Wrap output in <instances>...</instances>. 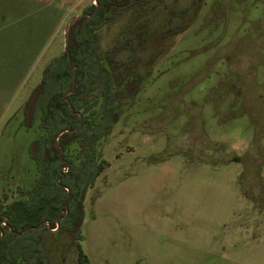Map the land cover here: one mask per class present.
<instances>
[{
	"label": "rangeland",
	"instance_id": "1",
	"mask_svg": "<svg viewBox=\"0 0 264 264\" xmlns=\"http://www.w3.org/2000/svg\"><path fill=\"white\" fill-rule=\"evenodd\" d=\"M65 1L67 15L95 4ZM147 1L98 30L106 50L145 24V77L98 147L108 166L86 190L82 239L47 229L44 249L60 264H77L78 243L88 264H264V0ZM63 48L59 33L0 118V203L35 185L30 147L43 130L39 114L24 125L22 104ZM43 193L22 199L32 220Z\"/></svg>",
	"mask_w": 264,
	"mask_h": 264
},
{
	"label": "trees",
	"instance_id": "2",
	"mask_svg": "<svg viewBox=\"0 0 264 264\" xmlns=\"http://www.w3.org/2000/svg\"><path fill=\"white\" fill-rule=\"evenodd\" d=\"M158 1L152 5L155 7ZM98 2L99 9L93 17H81L72 24L68 51L46 64L40 82L25 103L24 125L32 126L39 114L38 126L43 130L30 147V156L36 162L39 174L31 190H21L22 197L18 201L0 203V232H3L0 236V264H60L44 249L46 224L40 229L26 231L24 235L18 234L30 225L47 221L50 228L58 224V232L65 231L77 240L82 239L79 226L84 217L86 190L108 166L98 147L111 132L122 108L132 103L142 86L145 76L137 71V53L148 39L146 25L137 23L130 27L106 50L100 48L98 30L114 20L119 11L133 10L137 5L144 8L148 1ZM95 6L91 4L85 12H93ZM186 11L187 8H183L173 14L183 16ZM186 27L182 24L172 28L167 26L164 32L179 33ZM123 54H127L126 57H122ZM74 66L77 68L72 69ZM75 72V89L69 93ZM37 89L40 93L31 124L27 125V111ZM61 130L64 132L58 136L59 146H56L57 134ZM72 145L77 148L74 156L68 153ZM60 148H63L62 153ZM42 191L46 193L43 196L47 195L44 199L45 215L32 220L28 217L32 209L27 208L22 199L37 196ZM3 219H6L5 225L1 223ZM77 247V264H88L79 243Z\"/></svg>",
	"mask_w": 264,
	"mask_h": 264
},
{
	"label": "crops",
	"instance_id": "3",
	"mask_svg": "<svg viewBox=\"0 0 264 264\" xmlns=\"http://www.w3.org/2000/svg\"><path fill=\"white\" fill-rule=\"evenodd\" d=\"M70 6L64 0H0V118L25 92L51 40L64 36L69 19L79 14L67 15Z\"/></svg>",
	"mask_w": 264,
	"mask_h": 264
},
{
	"label": "water",
	"instance_id": "4",
	"mask_svg": "<svg viewBox=\"0 0 264 264\" xmlns=\"http://www.w3.org/2000/svg\"><path fill=\"white\" fill-rule=\"evenodd\" d=\"M95 1V9L93 10V12L91 13H87V12H82L81 14H78L76 16H73L69 19L68 23H67V26H66V30L64 32V48H63V51L67 52L68 51V44H69V32H70V28L72 26V24L79 18L81 17H85V18H91L93 17L97 12H98V9H99V2L98 0H94ZM68 64L69 66H71V58H70V55H68ZM77 66H74L72 69H76ZM76 72L74 73L73 75V79H72V87L71 89L69 90V93H72L75 89V85H76ZM39 93H40V89H37L36 92L34 93V95L32 96V99L30 101V104H29V108H28V111H27V115H26V123L27 125H30L31 124V121H32V117H33V114H34V109H35V105H36V102H37V99H38V96H39ZM68 92H66L67 94ZM66 101H68V99L66 98ZM81 118V116H80ZM78 124V123H77ZM76 124V126H77ZM75 126V128H76ZM64 132V130H61L58 134H57V138H56V141H55V144L56 146H59V143H58V136L60 134H62ZM63 152V148H60V153ZM48 226H49V222H47ZM44 225V222H42L41 224H39L38 226H29L27 228L24 229V231L18 233L19 235H24L26 231L30 230V229H40L42 226ZM3 232H1L0 236H2Z\"/></svg>",
	"mask_w": 264,
	"mask_h": 264
},
{
	"label": "flooded vegetation",
	"instance_id": "5",
	"mask_svg": "<svg viewBox=\"0 0 264 264\" xmlns=\"http://www.w3.org/2000/svg\"><path fill=\"white\" fill-rule=\"evenodd\" d=\"M63 169H64V171H66V167H64ZM1 223H2L3 225H5V224H6V219H3ZM45 224L47 225L48 229L51 230V229H54V228H55V229L57 230L58 224H57V226L54 227V228H50V225L48 226L47 221L44 222V225H45ZM44 225H43V226H44ZM43 226H42V227H43ZM42 227H41V228H42Z\"/></svg>",
	"mask_w": 264,
	"mask_h": 264
}]
</instances>
